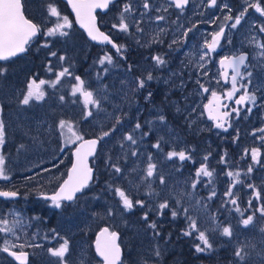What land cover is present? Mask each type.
I'll return each instance as SVG.
<instances>
[{
    "label": "rangeland",
    "instance_id": "1",
    "mask_svg": "<svg viewBox=\"0 0 264 264\" xmlns=\"http://www.w3.org/2000/svg\"><path fill=\"white\" fill-rule=\"evenodd\" d=\"M27 1L30 5L29 11L40 19L42 34L35 42L30 56L10 62L7 66H0L6 69L0 85V104L4 106L2 116L7 132L5 143L0 147V154L6 158L10 177L9 180H0V185L9 183L18 186L17 188L21 187L24 195L16 201L0 198V218H7L10 222L19 218L21 221L16 226V236L19 239L11 234L5 237L4 233H0V246L7 238L11 243L24 244V249L31 251V264H60L59 258L52 256L48 249L58 247L63 237L69 240V252L64 258L67 264H104L96 254L92 234H96L104 223H108L113 229L123 230L122 243L124 247L131 249L134 263H140V259L145 258L155 264L157 258L162 257L163 249L168 252L169 247L139 230L133 209L127 210L123 207L114 192L115 187L125 190L133 201L143 200L145 207H135L144 214L153 211L164 218L167 217L165 211L168 209H164L161 214L158 211L160 202L167 198L171 207H178L175 204V193H191V197H185L181 203L189 208V215L196 219L198 228L208 234V228H211V231L220 228L222 231L223 227L231 226L233 236L247 237V232L242 230L244 225L241 220L253 214L254 208L249 207V200L254 201L257 209L264 205V199L261 198L264 193V141L260 140L264 133L258 131L264 128V57L259 55L264 49L257 46L264 42V32L259 31V26H264V16L254 9H249L241 24L233 29L227 26L231 21L223 19L229 14L223 5H229L231 15L235 16L245 5V0H217L214 7H208L206 0H190V4L183 10L175 8L174 5L170 6V0H149L152 8L144 17V33H135L133 29L129 35L112 27L118 23L122 6L128 2L117 0L110 11L105 13L102 24L116 37L126 38L127 48L133 44L136 47L137 55L124 64L110 45H96L87 39L78 43L75 19L60 1ZM131 2L136 10V17H139L140 13L145 11L142 0ZM260 2L264 6V0ZM50 4L71 22V28L64 29L68 32L67 36L44 34L47 28L54 26L56 20L55 17L49 16ZM165 8L167 11H163ZM158 15L165 16V20H156ZM216 17L220 19L211 23ZM220 24L226 25L224 37L221 38L216 51L211 53L210 62L201 61L199 57L204 51L202 46L205 39H210V34L218 31ZM189 28L192 31L185 37L183 33ZM161 29L163 31H160ZM152 37L161 42H152ZM137 40L140 43H137ZM174 40L178 43H173ZM45 44L48 46L44 47ZM243 49H250L251 57L247 63L248 67L243 68L241 72H251L252 76L248 78L245 75L242 82L249 94H255L256 102L253 104L248 101L246 104L236 105L235 100L245 91L240 88L241 78L238 77L237 83L240 91L235 93L232 100H228L224 94L231 89L232 72L229 82H225L220 75L219 60L223 55L238 53ZM52 52L57 55L52 56ZM106 52L113 56L114 63L104 66L108 68L107 74H104L97 61ZM156 55L162 56L167 63L155 66L152 57ZM60 56L65 59L59 60ZM200 64H204V67L200 68ZM128 65L133 66L130 71ZM65 67H68L73 75L85 80L86 87L98 96H107L102 99L101 106L104 111L97 113L93 110V116L88 117L83 98L79 93L72 95V86L76 81L68 76L62 78L55 88L47 83L41 86L45 92L42 101L33 100L28 106L20 103L22 95L27 91V84L32 79L37 83L41 79L54 81L56 74ZM49 68L52 71H49ZM98 72L102 79H97ZM147 72H151L155 77L147 84H156V99L153 95L150 100L145 99L149 92H154L147 84L144 89L132 91L135 78L146 75ZM205 72L207 75H204ZM197 80L200 81L199 84L196 83ZM121 81L127 83L122 84ZM200 85L209 91L204 92ZM213 91L222 98V104L227 105V108H220L221 112L231 111L233 107L240 109L238 115L232 113L226 118V131L224 128L215 127L216 122L209 118L208 110L204 107L210 101L213 102V107L216 106V101H213L211 95ZM60 96H64L65 100L61 101ZM248 108H251L250 112ZM123 113L127 115L123 116L122 123L115 125L116 130L111 136L102 140L100 150L93 158L95 165L102 164L99 173L96 169L94 180L97 177V181H103L109 187L111 180H116L114 187H92L73 202L62 201L60 208L55 207L51 200L34 197L36 194L55 190L72 162V148L77 141L66 144L71 134L67 128L62 134L58 127L60 120L71 121L73 129L85 136L87 132L99 134L102 130H110L114 125V117L122 116ZM161 114L166 117L163 122L158 120ZM137 121L142 124L141 131L148 132L149 135L139 142L137 157L129 155L127 160L120 159L123 171L116 174L109 166L108 157L111 156L115 161L127 151V145L122 150L118 141L122 139L123 134L132 130ZM161 137L162 151L152 147ZM7 139L9 149L6 150ZM252 148L260 149L259 163L251 159L250 151L245 155V150ZM173 149L189 151L192 160L167 159L166 153ZM149 153L153 156V162L158 165L157 171L164 174L165 185L155 182L149 188L147 182H142L141 177L144 175L143 169L146 167ZM205 156L208 157L207 161L204 160ZM222 157L225 163L220 162ZM202 163H206L209 170H214L213 177L209 182L210 178L201 175L200 182L193 190L190 185ZM249 166L253 168L251 173L247 171ZM133 168H136V172L131 171ZM228 171L240 173L241 182L231 189L234 193L232 197L224 195L234 182L233 177L226 175ZM152 190L154 194L149 195ZM212 190H215L216 195L208 199ZM256 192L260 193L259 198ZM217 196L222 200V204L227 205V214L219 211L214 203L213 198ZM233 198L237 199L236 205L230 203ZM197 201L199 204H196ZM193 204L196 205L195 208L190 206ZM245 204H248L249 209ZM237 206L244 213L243 216L236 211ZM255 211L254 223L248 226L250 229L259 225V217H262L259 211ZM181 214L184 216L182 212ZM262 219L264 224V217ZM53 229L59 235L54 236ZM238 239L236 238L237 241ZM262 239L261 247L256 246L253 253L264 261V233ZM248 240L255 242L251 238ZM156 249L160 251L159 256L155 255ZM172 262L178 264L179 258L173 259ZM0 264L18 263L5 258L4 253L0 251ZM126 264H129L127 260Z\"/></svg>",
    "mask_w": 264,
    "mask_h": 264
},
{
    "label": "snow or ice",
    "instance_id": "2",
    "mask_svg": "<svg viewBox=\"0 0 264 264\" xmlns=\"http://www.w3.org/2000/svg\"><path fill=\"white\" fill-rule=\"evenodd\" d=\"M68 2L72 5L73 9L76 12L77 20L80 22L82 27H85L88 31V35L94 41H99L100 43L110 44L116 51L117 54H122L125 46L115 43L111 37L104 32H101L100 29L96 25V17L94 12L97 8L100 9H107L110 4L114 3V0H68ZM189 0H170V6H175V8L183 10ZM208 7H214L217 5V0H206ZM142 7L145 10L144 12L140 13L139 17L135 15V8L131 0L124 3L120 14L118 16V23L113 24L112 27L114 29H118L119 31L129 34H132V30H135V33L143 34L145 29L142 27L144 22V17L147 13L151 10L152 5L150 4L149 0H142ZM223 8H227L229 14L224 16V21H231L230 26L231 28H236L237 25L241 24V20L247 15L249 9H254L256 12L260 13L261 16H264V6L261 5L260 0H245V5L239 11V13L235 16L231 15V8L229 5L224 4ZM160 11V9H157ZM163 11H167V8L163 9ZM48 13L50 17H55V23L53 27L47 28L46 32H44L47 36H54L59 34L60 36H67L68 32L64 29L71 28V22L69 21L67 16H62L61 13L54 5L48 6ZM156 20L162 21L165 20V16L158 15L155 17ZM219 17H216L214 20H211V23H216V20H219ZM225 24L218 25V31H215L210 34V39H205L203 43V49L199 59L201 61L210 62L211 53L215 52L221 38L225 35ZM42 31L40 25L34 23L31 19L26 18L23 13L22 3L21 0H0V60L7 61L11 57L16 56L18 53H23L26 51V46L32 40L33 37L37 36L38 33ZM160 31H163L161 29ZM192 31L189 28L187 31L183 33L186 37L188 32ZM259 31L264 32V26H259ZM152 42L159 43L156 37L151 38ZM137 43H140L137 40ZM173 43H178V41L174 40ZM231 43V41H229ZM47 47L48 45H43ZM259 48L264 49V42H261L257 45ZM171 47V45H169ZM52 56H56V52L51 53ZM260 56L264 57V51L259 53ZM65 59L64 56H60L59 60L63 61ZM155 61V66L165 65L167 61L160 55H156L152 57ZM248 59L247 53H235L232 55H225L219 60V64L221 69L220 75L224 79L225 82H229V72L226 69H231V89H229L224 96L228 100H232L235 96V93L240 91V88H244L245 91L242 95L239 96L238 99L235 100L236 105L246 104V102L251 101L253 104L256 102L255 94H249L246 85L242 82L245 75L246 77L250 78L252 76L251 72L242 73L241 68H247L248 65L246 61ZM97 63L101 66V70L104 74H107L108 68L104 67L105 65H113L114 58L111 54L105 53L101 56ZM132 65H128L129 71L132 69ZM200 68L204 67V64L199 65ZM52 71L51 68L48 69ZM6 71L5 68L0 67V75H3ZM97 79H102L100 72L97 74ZM207 75V72L204 73ZM72 77L76 81V83L72 86V95L75 96L77 93L83 98V104L87 109V116H93V110L97 113L100 111H104L102 109V99H106L107 96H98L94 91L90 90L86 87V82L78 75H73L70 72L68 67L63 68L56 74V79L54 81H45L43 79L39 80V83L35 79H32L27 84V91L25 94L22 95L20 99V103L22 105L28 106L31 104L33 100L42 101L45 97V92L42 90L43 85L50 84L52 88H55L57 84L61 82V79L64 77ZM238 77L241 78L240 88H237ZM155 77L151 72H147L146 75L140 76L135 78L134 86L132 87V91L135 92L139 89H144L148 81H152ZM250 82V81H249ZM122 84L127 83L126 81H121ZM197 84L200 83L199 80L196 81ZM204 92H208L209 89L205 88L203 85H200ZM105 89L107 86H104ZM213 101H216V106L213 107V102L210 101L208 105L204 107L208 110L209 118L215 121V127L217 128H224L225 131V122L226 118L231 116L232 113L239 114L240 109L238 107H233L231 111H224L221 112L220 108L225 107L227 105L222 104V98L218 96L217 92L213 91L211 93ZM152 97V93L149 92L145 99L150 100ZM59 99L61 101L65 100L64 96H60ZM248 111H251V108H248ZM4 106L0 104V147H2L5 143V138L7 135L6 132V124L3 119ZM127 113H123L122 116H115L114 117V125L108 131H101L96 139L86 140L84 139L83 135H80L77 131L73 129V125L71 121L60 120L58 127L63 134V130L67 128L68 133L71 135L66 140L67 143H75V141H80L81 143L75 150V157L76 161L72 165L71 169L68 172L67 179L63 180V182L59 185L58 190L54 192L51 196H45V199L51 200L53 205L57 208L62 207V201H74L77 199V193H82L85 188L89 186V182L93 180V168L89 166L88 158L96 155L97 145L101 140L105 137L111 136L112 132H114L115 125H119L122 123L123 116H126ZM158 120L163 122L166 120L164 115H159ZM224 121V122H222ZM146 123H151V121H146ZM142 124L137 121L132 128L131 131L126 132L123 134L122 139L118 141L119 146L122 150L125 149V145H127V151L118 158L117 160L113 161L112 157H108L109 166L116 174L122 173L123 169L120 166V159L127 160L128 156L137 157L138 156V144L143 138L149 135L148 132L141 131ZM260 133H264V128L258 129ZM139 133V135H137ZM161 140H157L156 143L152 145L154 149L162 151L161 148ZM260 140L264 141V135L260 136ZM63 150V149H61ZM250 151L251 159L259 163L260 157V149L259 148H252L250 150H245V155H247ZM225 155H227L225 153ZM167 159L171 160L174 158H178L180 161L185 160H192V156L189 151L187 150H179L173 149L166 153ZM208 157L205 156L204 160L207 161ZM221 163H225L224 157L221 158ZM158 165L157 163L153 162V156L151 153L147 155L146 160V167L143 169L144 175L141 177L142 182H147L148 187L151 188V184L158 182L160 185L166 184V179L164 174L157 171ZM253 170L252 166H249L247 171L251 173ZM132 172H136V168L131 170ZM214 170H209L206 163H202L201 166L195 172V179L192 181L190 187L191 189H196L197 184L200 182L199 178L201 175L210 178L209 182H211V178L213 177ZM226 175L229 177L234 178V182L231 187L225 192L224 195L232 197L234 193L232 192V188L235 187V184L240 183V173L228 171ZM10 177L8 175V169L6 167V158L3 154H0V180H9ZM111 187V186H110ZM248 187H254L253 185H248ZM115 194L120 198V201L123 207L127 210L133 209L135 206L145 207V202L143 200H135L126 193L120 187L114 188ZM154 194V190L149 192V195ZM159 195L158 193H155ZM18 195L17 191H4L0 190V197L5 198H14ZM176 199L175 204L178 207H171L169 200L166 198L162 202L158 204V211L163 214L164 209L171 210V215L173 218L177 217L181 212L184 214L186 219L188 220V230L184 232V235H192L193 232L197 234V239L201 242L200 244L196 245V251L202 252L207 249L212 248V244L209 242V238L206 235L205 231H202L200 228L197 227V221L194 217L189 215V208L184 207L181 201L185 197H191V193L180 191L175 193ZM216 195L215 190H212L211 195L208 199H211ZM257 198L260 197V193L256 192ZM231 204L236 205L237 199L233 198L230 201ZM199 204V201L196 202ZM192 208H195L196 205H190ZM249 207H251V200H249ZM236 211L240 213L241 216L244 215L241 212L240 208L237 206ZM257 211L260 212L261 216L264 217V205H262ZM109 215H111V210H109ZM254 216L255 212L252 215L247 216V218L242 219L241 223L247 227L249 225H253L254 223ZM144 220H148L147 213L143 216ZM21 223L20 219H14L11 222L7 218H0V233H4L5 237L8 234L16 236V226ZM149 227L152 229H156L157 225L155 222L149 224ZM260 231L264 233V228H261ZM53 235L57 236L58 233L55 232V229L52 230ZM159 235V233H155ZM222 235L227 237L233 236V231L231 226H225L222 229ZM16 239H19L16 236ZM118 239V233L114 231H110L109 228L105 227L99 233V236L96 239V251L97 253L103 257L105 264H118L120 257H121V250L119 245L116 243ZM62 243L59 244L58 247L49 248L48 251L54 257L59 258L60 264H67V261L64 259L66 254L69 252V240L66 238L61 237ZM203 245V247L201 246ZM33 247L37 245H31ZM25 245L24 244H14L11 243L7 238L4 239L3 245L0 246V251L8 253L12 256L19 264H28V253L23 251ZM256 245L247 242L241 244L234 252V255L239 258V261H245V259L250 255L248 249H255ZM13 249H20L19 251ZM155 255L159 256L160 251L158 249L154 250Z\"/></svg>",
    "mask_w": 264,
    "mask_h": 264
},
{
    "label": "trees",
    "instance_id": "3",
    "mask_svg": "<svg viewBox=\"0 0 264 264\" xmlns=\"http://www.w3.org/2000/svg\"><path fill=\"white\" fill-rule=\"evenodd\" d=\"M58 1L64 4L66 8L69 10V12L73 15V13L71 12L68 6V3L65 0H58ZM27 13L30 16H33L29 10ZM75 32L79 35L78 43L83 42L85 39H87L88 41L92 43L94 42L87 36L85 29L79 26L77 23L75 26ZM41 34H42V31L39 34V36ZM39 36L31 41L28 52L20 56L11 58L7 61L0 60V66H7L10 62L30 56V54L32 53L33 46L35 42L37 41V39L39 38ZM94 43L96 45H100V43H96V42ZM106 45H109V44H106ZM109 47L112 49L111 46ZM119 57H120L121 62L125 64L126 61L124 60V58H122L121 56ZM2 81H3V75H0V85ZM163 103L167 105V102H165L164 100H163ZM89 134L90 133L87 132L86 135H89ZM5 146H6V150L9 149L8 139L6 140ZM96 165H97V170L99 173L100 172L99 168L102 167V164L97 163ZM96 179L91 183V185L88 188L85 189L84 192H88L92 187H96V188L109 187L105 185L103 181H97ZM115 183H116V180H111L109 185L111 187H114ZM261 198L264 199V193L262 194ZM262 199H261V202H262ZM213 201L217 205L219 211H221L224 214L228 213L227 205L225 203L222 204V202H220L222 200H220L218 196L216 198H213ZM248 204H245V207L249 209ZM251 207L254 208L253 212L256 213L255 210H257V208H255L256 206L254 205L253 200H251ZM133 212L137 218L136 225L138 226L140 231L142 230L145 233L152 235L154 239L158 240L160 243L169 247L167 249L168 252H165V249H163L162 257H158L157 262H155V264H173L172 261L175 258L177 259L179 258L178 264H261V263H264V261H261L260 258L254 256L253 249H248L249 252L251 251L252 253L250 252V255L245 259V261H239V258H237L234 255L235 250L241 244L251 242L250 240H248V238H251L253 241L257 242L256 244L255 242L253 244L261 247L262 241H263L262 239L263 233L260 231V229L264 226L262 217L261 218L259 217L260 224L255 226L254 228L250 229L248 226L242 227V230L245 233L247 232V237L245 236V238L243 235H235L233 237H227V236L222 235V231L220 228L214 231H211L210 230L211 228H208L210 233L206 235L208 236V238L211 237L209 239V242L212 244V248L207 249L202 252H197L196 245L200 244L201 242L197 239V234L195 232H193L192 235H184V232L188 230V220L184 218V216L181 213L177 217L173 218L171 215V210L168 209L167 211H165V213L167 214V217L164 218V216L161 217V215L153 211H150L147 213L148 220H144L143 219L144 213L139 208L134 207ZM152 222L156 223L157 225L156 229H152L149 227V224ZM105 224L109 225L108 223H104L103 225ZM119 230L121 231V233L123 232L122 229H119ZM157 232L159 233V235L155 234ZM93 237L95 238V234L94 235L92 234V238ZM236 238H239L238 241L236 240ZM245 239H247V241H243ZM201 246L203 247V245ZM130 250L131 249H128V247L127 248L125 247V258L122 264H126V260L129 262V264H152L151 260L149 259L147 260L145 258H141L140 263H134V261H132V258L134 255L132 256V254H130Z\"/></svg>",
    "mask_w": 264,
    "mask_h": 264
},
{
    "label": "water",
    "instance_id": "4",
    "mask_svg": "<svg viewBox=\"0 0 264 264\" xmlns=\"http://www.w3.org/2000/svg\"><path fill=\"white\" fill-rule=\"evenodd\" d=\"M65 1L68 3V6H69L71 12H72L73 15H74V18H75L76 23H77L79 26H81L80 22L77 20L76 12H75V10L73 9L72 5L68 2V0H65ZM114 1H115V0H114ZM21 3H22V8H23V13H24V15L26 16V18L31 19L34 23H36V24L39 25V23H38L35 19H33L32 17H30V16L26 13V11H25L24 0H21ZM189 4H190V0H189V3L187 4V6H188ZM110 6H111V4L109 5V7H108L107 9H100V8H97V9L95 10L94 15H95V17H96V25H97V27L100 29L101 32H104L105 34L109 35V36L111 37V39H112L115 43L118 44V41L113 37V35H112L110 32H108L107 30H105V29L101 26V24H100V20H99L98 10H101V11L105 12V11H107V10L110 8ZM81 27H82V26H81ZM83 28L85 29L87 36L91 39V37L88 35V31H87V29H86L85 27H83ZM38 34H39V33H38ZM38 34H37V35H38ZM35 37H36V36H35ZM35 37H33L32 39H34ZM91 40H92V39H91ZM31 41H32V40H31ZM31 41H30V42H31ZM93 41H94V40H93ZM30 42H29V43H30ZM94 42L100 43L99 41H94ZM102 44H106V43H102ZM28 50H29V44L26 46V51H25V52H27ZM241 52H242V53H247V56H248V59H247V61H246V64H247L249 58L251 57V51H250L249 49H243V50H241V51L238 52V53H241ZM23 53H24V52H23ZM20 54H22V53H18L17 55H20ZM232 54H235V53H231V54H229V55H232ZM17 55H16V56H17ZM223 56H225V55H223ZM223 56H221V58H222ZM14 57H15V56H14ZM11 58H12V57H11ZM221 58H220V59H221ZM220 67H221V66H220ZM242 69H243V68H241V70H242ZM223 70H224V69H221V71H223ZM226 70L229 72V75H230V73H231V69H226ZM97 136H98V134L85 135V136H84V139H86V140L96 139ZM101 142H102V140H101V141L99 142V144L97 145L96 155L98 154V152H99V150H100ZM80 143H81L80 141H77V142L75 143V145L73 146V148H72V162H71V164H70V166H69V168H68V172H69V170L71 169L72 165H73V164L75 163V161H76L75 150H76V148L79 146ZM96 155H95V156H96ZM95 156H92V157H89V158H88L89 166L93 168V180H94V178H95V175H96V169H97V168H96V165L93 163V158H94ZM68 172H67V174L65 175V177L62 179V181L59 183V185L63 182V180L67 179ZM93 180H91V181L89 182V186L91 185V183L93 182ZM89 186H88V187H89ZM58 187H59V186H58ZM58 187H57L55 190L50 191V192H42V193L39 194V196L42 197V198H44L45 196H51L54 192H56V191L58 190ZM88 187H87V188H88ZM85 189H86V188H85ZM85 189L83 190V192L85 191ZM0 190H1V189H0ZM4 191H10V190H4ZM83 192H82V193H83ZM82 193H77V197H78L80 194H82ZM20 196H21V193L18 192V195H17L16 197H14V198H19ZM4 198H5V197H4ZM74 201H75V200H74ZM66 202H69V201H66ZM71 202H73V201H71ZM105 227L109 228L110 231H114V232L118 233V239L116 240V243L119 245L120 250H121V257H120V260H119L118 264H122L123 261H124V258H125V247H124V245H123V243H122V233H121V231H120L119 229H113L110 225H107V224L101 226V227L97 230V232H96V234H95L94 241H93L95 251H96V239H97V237L99 236V233L101 232V230H102L103 228H105ZM13 250H14V249H13ZM16 251H18V250H16ZM23 251L27 252V253L30 255V253H29L28 250H23ZM96 254H97V256H98L100 259L103 260V257H101V256L97 253V251H96ZM29 255H28V264L30 263ZM103 262H104V260H103ZM104 264H105V262H104Z\"/></svg>",
    "mask_w": 264,
    "mask_h": 264
},
{
    "label": "flooded vegetation",
    "instance_id": "5",
    "mask_svg": "<svg viewBox=\"0 0 264 264\" xmlns=\"http://www.w3.org/2000/svg\"><path fill=\"white\" fill-rule=\"evenodd\" d=\"M117 0H115L114 1V3L116 2ZM114 3H112L111 4V6H110V8L107 10V11H105V12H103V11H101V10H98V14H99V20H100V24H101V26L103 27V28H105L106 29V27L102 24V22H103V17H104V15H105V13H107L108 11H110V9L112 8V5L114 4ZM24 4H25V10H26V12H28V8H30V5H29V3H28V1L27 0H24ZM32 14V13H31ZM33 19H35L38 23H39V25H40V27L42 28V25H41V22H40V19H38L39 17L36 15V17L35 16H31ZM37 18V19H36ZM117 40H118V44H120V45H124L125 46V42L127 41L126 40V38H124V37H120V36H118V38H117ZM106 45V44H105ZM250 50V49H249ZM24 53H26V52H24ZM24 53H22V54H24ZM22 54H20V55H22ZM20 55H17V56H20ZM137 55V49H136V47L134 46V44H133V46L132 47H126L125 46V48H124V50L122 51V54H119V56H121L122 58H124V60L127 62L128 61V59H130V58H132V56H136ZM17 56H15V57H17ZM12 58H14V57H12ZM11 59V58H10ZM147 87H149V88H152V90L154 91L153 93H152V95H153V98L154 99H156V94H155V88H156V84L155 83H152V84H150V85H148L147 84ZM18 187V186H17ZM16 186H12V185H9V183H4V185H0V189L1 190H10V191H17V192H20L21 193V196L19 197V198H4V197H0V198H3V199H5V200H10V201H16V200H20L24 195H23V193H22V190L23 189H20V188H17ZM53 191V190H52ZM40 194V193H39ZM39 194H36L34 197L35 198H39L40 196H39ZM40 198H42V197H40ZM45 199V198H44ZM14 250H20V249H14ZM23 250H28L29 251V253H30V255H29V259H30V263L29 264H31L32 263V253H31V251L29 250V249H23ZM4 253V257L5 258H7V259H12L13 261H15L16 263H18L19 264V262L18 261H16L12 256H10L8 253H5V252H3Z\"/></svg>",
    "mask_w": 264,
    "mask_h": 264
},
{
    "label": "bare ground",
    "instance_id": "6",
    "mask_svg": "<svg viewBox=\"0 0 264 264\" xmlns=\"http://www.w3.org/2000/svg\"><path fill=\"white\" fill-rule=\"evenodd\" d=\"M176 57V56H175ZM176 59V58H175Z\"/></svg>",
    "mask_w": 264,
    "mask_h": 264
}]
</instances>
